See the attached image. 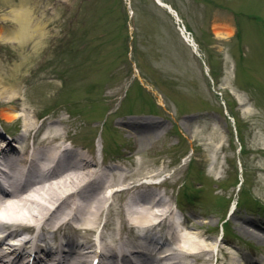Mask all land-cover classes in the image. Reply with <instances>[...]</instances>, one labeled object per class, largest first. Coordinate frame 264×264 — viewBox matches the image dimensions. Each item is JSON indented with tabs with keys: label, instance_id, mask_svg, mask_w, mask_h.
Masks as SVG:
<instances>
[{
	"label": "rangeland",
	"instance_id": "374dc122",
	"mask_svg": "<svg viewBox=\"0 0 264 264\" xmlns=\"http://www.w3.org/2000/svg\"><path fill=\"white\" fill-rule=\"evenodd\" d=\"M131 1L132 21L130 0H0V31H16L14 9H23L35 34L0 37V84L19 89L13 101L0 100V108H27L38 125L45 120L68 134L62 146L99 167L117 165L112 172L130 174L147 193L162 195L156 210L169 205L176 224L194 225L211 240V259L193 264H250L246 257L264 264V243L238 229L240 216L264 226V0H162L174 12L155 0ZM224 23L234 32L220 38L214 29ZM23 119L0 120V134L15 146ZM33 138L26 139L29 147ZM138 189L110 195L94 218L89 248L98 233L114 244L119 210ZM17 227L20 237L34 230ZM150 228L142 235L172 231L163 219ZM47 230L43 235L58 241L68 234L85 240L69 223ZM139 234L136 227L121 231L123 238L156 245ZM111 253L119 258L123 252L114 247ZM114 256L107 264H115Z\"/></svg>",
	"mask_w": 264,
	"mask_h": 264
},
{
	"label": "bare ground",
	"instance_id": "6f19581e",
	"mask_svg": "<svg viewBox=\"0 0 264 264\" xmlns=\"http://www.w3.org/2000/svg\"><path fill=\"white\" fill-rule=\"evenodd\" d=\"M14 10V16L19 28L11 32L1 30L0 37L7 40L33 38L35 34L29 31L28 14L21 12L23 9ZM214 30L220 38L230 37L234 32L232 26L226 23L217 24ZM18 95L19 89L14 84H0V100L11 102ZM20 116L24 118L21 123L22 133L16 138V142L20 143V146H15L0 134V174L8 176L10 183L14 186H20L19 191L22 192L19 194L16 190H3L8 199L0 198V200H5L9 204L8 206L0 204V208L3 210L0 213V222L10 221L26 228L35 229L33 235L20 237L18 227L8 231L0 227V264H22L24 261L19 259L26 252L27 256H29L31 252L35 251V260L39 258L37 257L38 250L44 253L45 257H49L54 251L57 253L56 250L52 249V246L58 239L55 236L41 235L40 230H46L47 228L49 230V228L56 225L55 221L59 220L58 227L68 222L76 227L78 231L84 232L83 236L85 238L82 241L68 234L57 244L55 243L56 248L62 250L61 253L65 264H71V261H75L73 262L74 264H91L95 256L101 258V264H107V261L114 256L111 253L114 247L119 252H124V254L125 250L129 248L135 249L131 251L132 253H139L141 251L136 250V248H144L149 244L148 240L158 242L159 237L142 235V231L149 230L151 229L150 227H157L161 219L165 220L169 230H172L170 232L167 231L165 235L167 242H161L162 244L159 247V249L162 248L161 250H167L165 253L168 252V256L159 260L155 257L156 253H152L153 256L148 251L142 252V256H144L142 264H193V261L196 260L195 258L202 259V262L208 263L213 250L211 240L204 236L202 231H195L196 226L194 225L185 222L176 224L173 218V211L169 205L156 210V206L163 203L162 195L152 190L147 193L143 189L145 186L142 183L138 184L129 181L133 177L130 174L112 172L114 169H118L117 165H110L105 168L99 167L96 162L84 153H80L67 145L62 146V143L67 141L68 134L61 132L56 124L46 123L45 120L38 125V115H29L27 108L19 109L14 104L0 108V120L13 122ZM31 135L34 137V141L29 147V144L25 142ZM34 169L43 175V179L35 183L37 191L35 193L29 192L27 187L24 184L22 185ZM118 184L122 186L115 187ZM132 188L139 189L136 193V190H134V194L129 195L125 205L119 210V217L122 220L121 226H118V232L114 231L115 234L110 236V241L114 242V244L104 241V235L99 233L96 237L97 243L92 242L89 248V245L86 244L91 241L89 238L95 232V219L104 210L110 194L116 195ZM38 192V195H40L39 199H41L43 204L35 197ZM149 194L154 195L151 201L144 204H136L135 201H146L144 199ZM12 196L17 197L16 205ZM149 215L153 219H156V217L158 219L153 220ZM49 218L55 222L54 226L47 221ZM159 218L161 219L159 220ZM240 219V222H238L239 231L246 236L259 238L264 243V226L246 216H240ZM108 224L106 222V225ZM104 226L105 223L102 228ZM126 226L138 228L140 238L148 242L140 244V242H135L129 238H123L121 231ZM72 238H75V240H70ZM5 239H10L12 244ZM15 241H19L18 244L20 245L16 244ZM52 241L54 242L52 243ZM40 242H45V244L43 245ZM28 244L29 247H27ZM226 248L224 245L220 246V250L228 252L231 258L232 255L229 248H227L228 250ZM162 253L160 256L165 257ZM11 256L13 258L9 259ZM191 256L194 259H191ZM247 258L246 261L250 264H263L257 258ZM165 259H168V261L165 262ZM41 260H43V257H41Z\"/></svg>",
	"mask_w": 264,
	"mask_h": 264
},
{
	"label": "trees",
	"instance_id": "16d2710c",
	"mask_svg": "<svg viewBox=\"0 0 264 264\" xmlns=\"http://www.w3.org/2000/svg\"><path fill=\"white\" fill-rule=\"evenodd\" d=\"M212 75H213L216 79H218V77H219L218 73L215 72V71L212 73ZM229 105H231V104L229 103ZM231 112H232V109H231Z\"/></svg>",
	"mask_w": 264,
	"mask_h": 264
}]
</instances>
